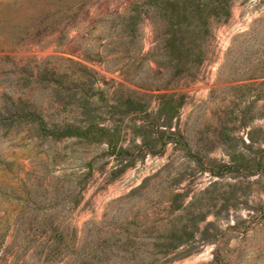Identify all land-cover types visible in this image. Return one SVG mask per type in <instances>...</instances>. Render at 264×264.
Listing matches in <instances>:
<instances>
[{"label":"rangeland","instance_id":"1","mask_svg":"<svg viewBox=\"0 0 264 264\" xmlns=\"http://www.w3.org/2000/svg\"><path fill=\"white\" fill-rule=\"evenodd\" d=\"M160 1L0 0V264H264V0Z\"/></svg>","mask_w":264,"mask_h":264},{"label":"trees","instance_id":"2","mask_svg":"<svg viewBox=\"0 0 264 264\" xmlns=\"http://www.w3.org/2000/svg\"><path fill=\"white\" fill-rule=\"evenodd\" d=\"M160 2H164L165 5L169 6L168 11H172V8L174 10V6L172 5V3L177 4V0H175L173 2H171L169 0H162ZM188 14L191 15L193 13H188ZM188 14L185 15V14L177 13L173 16V18L176 21L174 23L171 22V24H173L175 27L170 28V30L167 32V37L165 38V44L167 43L168 50L173 52L177 56V58L184 57V56H178L179 53L184 50V45H183V41H182L183 40V36H182L183 31L180 29L179 25L182 24L187 19V17L189 16ZM125 104L128 107H132V109H135V110L141 111L143 109V103H141L139 101L126 100ZM166 104H167V102H163L161 104V106L158 108V113L162 112V109H165ZM41 131L47 135H51L54 137L75 136V137H79V138L83 137V138L89 139V140L94 139V137H96V139H98V140L99 139L102 140L103 137L104 138L107 137V138H105V141L107 142V144L111 143V138H108V136H107V135H109L108 131L103 127L92 125V124H88L87 126H85L83 128L75 127L71 124H63L62 126H53L51 128V130H47L46 128H44L41 125Z\"/></svg>","mask_w":264,"mask_h":264}]
</instances>
